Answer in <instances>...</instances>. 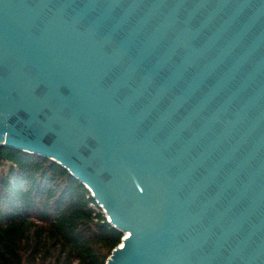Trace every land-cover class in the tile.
<instances>
[{"label":"water","instance_id":"obj_1","mask_svg":"<svg viewBox=\"0 0 264 264\" xmlns=\"http://www.w3.org/2000/svg\"><path fill=\"white\" fill-rule=\"evenodd\" d=\"M0 145L86 185L106 264H264V0H0Z\"/></svg>","mask_w":264,"mask_h":264},{"label":"trees","instance_id":"obj_2","mask_svg":"<svg viewBox=\"0 0 264 264\" xmlns=\"http://www.w3.org/2000/svg\"><path fill=\"white\" fill-rule=\"evenodd\" d=\"M123 237L69 170L0 145V264H106Z\"/></svg>","mask_w":264,"mask_h":264},{"label":"built area","instance_id":"obj_3","mask_svg":"<svg viewBox=\"0 0 264 264\" xmlns=\"http://www.w3.org/2000/svg\"><path fill=\"white\" fill-rule=\"evenodd\" d=\"M100 206V205H99ZM101 207V206H100Z\"/></svg>","mask_w":264,"mask_h":264}]
</instances>
